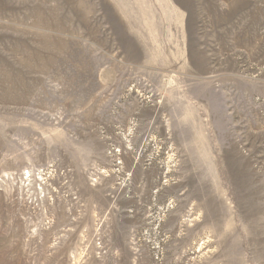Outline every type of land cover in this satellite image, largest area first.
<instances>
[{"label": "rangeland", "instance_id": "obj_1", "mask_svg": "<svg viewBox=\"0 0 264 264\" xmlns=\"http://www.w3.org/2000/svg\"><path fill=\"white\" fill-rule=\"evenodd\" d=\"M0 264H264V0H0Z\"/></svg>", "mask_w": 264, "mask_h": 264}]
</instances>
